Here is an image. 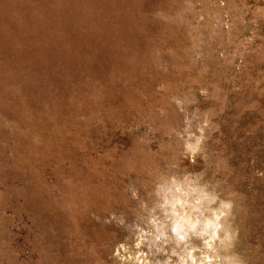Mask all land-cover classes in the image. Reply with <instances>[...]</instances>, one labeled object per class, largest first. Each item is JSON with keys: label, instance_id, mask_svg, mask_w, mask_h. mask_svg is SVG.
<instances>
[{"label": "rangeland", "instance_id": "374dc122", "mask_svg": "<svg viewBox=\"0 0 264 264\" xmlns=\"http://www.w3.org/2000/svg\"><path fill=\"white\" fill-rule=\"evenodd\" d=\"M205 256L264 264V0H0V264Z\"/></svg>", "mask_w": 264, "mask_h": 264}, {"label": "clouds", "instance_id": "9594fccd", "mask_svg": "<svg viewBox=\"0 0 264 264\" xmlns=\"http://www.w3.org/2000/svg\"><path fill=\"white\" fill-rule=\"evenodd\" d=\"M185 148H186L188 151H190V152H192V153L194 154L195 152H197V151L199 150V145H198V144H197V145H193V144H190V143H186V144H185ZM133 195H135V193H133ZM225 207L230 208L231 205H230V204H225ZM221 215H222V214H221ZM215 219L218 221V220L220 219V216L217 215V216L215 217ZM179 227H180V226L177 225V227L173 229V231H176L178 235H179V231H178ZM196 227H197V224H195V223L191 225V228H192L193 230L196 229ZM210 227H215V229L218 231L219 228H220V225H219V224H216L215 226H213L212 221H206L205 224H204V228L202 229V231L199 232V233H197V234L200 235V236H203V235L207 234V231H208V229H209ZM215 234H216V233H215V231H214V232H213V235H215ZM183 238H184L183 236L180 237V239H183ZM226 238H227V234H226ZM208 247L211 248L212 245L209 244ZM211 259H212V258H210V257H208V256H205V258H204V260L201 262V264H211ZM215 259L217 260V262H219V260H220L219 257H216ZM193 264H195V262H193ZM226 264H244V262H243V260L240 259L239 257H235V256H233V257H227V258H226Z\"/></svg>", "mask_w": 264, "mask_h": 264}]
</instances>
